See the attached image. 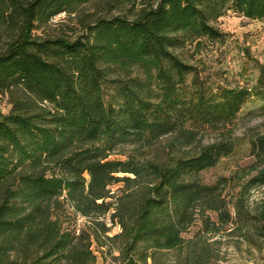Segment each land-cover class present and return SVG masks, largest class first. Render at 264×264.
<instances>
[{
    "label": "trees",
    "instance_id": "1",
    "mask_svg": "<svg viewBox=\"0 0 264 264\" xmlns=\"http://www.w3.org/2000/svg\"><path fill=\"white\" fill-rule=\"evenodd\" d=\"M122 1L136 4L0 0V94L11 103L0 113V264H96L93 239L109 254L116 244L122 264H157L159 252L171 251L176 264H211L203 236L230 212L220 184L201 173L233 151L242 107L253 97L264 107V62L252 86L213 87L179 51L190 46L195 56L224 41L215 21L230 10L263 20L264 0H147L128 16L82 21L74 38L34 32L60 13ZM211 128L228 137L194 154L145 163L133 153L111 157L168 136L172 149H186ZM121 181L147 182L133 204L135 192L125 190L109 201L110 185ZM250 182L264 183V167ZM65 200L95 217L89 229L64 225ZM111 211L121 226L113 236L99 220ZM197 218L201 228L186 238Z\"/></svg>",
    "mask_w": 264,
    "mask_h": 264
},
{
    "label": "rangeland",
    "instance_id": "2",
    "mask_svg": "<svg viewBox=\"0 0 264 264\" xmlns=\"http://www.w3.org/2000/svg\"><path fill=\"white\" fill-rule=\"evenodd\" d=\"M104 1V0H101ZM143 1L136 0V4L128 1L120 3L110 2L96 6L93 3L79 8L77 13L69 15L60 13L47 23L37 25L34 30L40 36L76 37L82 33V21L97 16L131 15L142 5ZM155 0H150L154 2ZM216 27L225 33L224 41L208 44L199 54L192 56L191 47L180 50L181 56L192 64L197 65L201 78L209 82L213 87L224 86H252L256 83L259 69L257 60L264 62V19H250L234 11H228L215 21ZM108 92L112 91L108 88ZM11 103L7 94H0V113H8ZM232 139L235 146L231 154L224 156L213 167L201 173V179L206 183H219L222 197L225 199L230 212L228 221L220 224L219 231L207 233L206 249L207 257L211 264H264V238L261 236V225L264 220V183L252 184L250 178L258 169L263 168L264 163V107L262 101L253 97L241 109L237 119L231 126ZM229 131L206 129L200 141L186 149H172L171 137H164L153 145L138 147L128 145L122 147L111 155L112 158H124L125 153H133L143 163L147 161L167 160L175 155L194 154L203 144L225 139ZM185 151V153L183 152ZM124 174L119 173V176ZM133 177V175H131ZM143 180H148L144 178ZM123 181L110 185L112 197L109 201H116L118 196L126 192H135L131 197L132 204L142 192L145 183ZM63 199V197H61ZM129 209V207H128ZM64 225L79 224L81 228L95 222V217L86 218L77 215L69 201H64ZM114 211V210H113ZM99 217L105 221L109 228L108 234L113 236L121 232L118 218L112 219L111 213ZM213 220H218V213L211 212ZM202 226L200 219H196L192 226L184 233L186 238L193 236ZM114 252H107V245H98L93 239V249L97 254L96 264H122L115 259L117 255L116 244H113ZM178 251L169 254H157V264H176Z\"/></svg>",
    "mask_w": 264,
    "mask_h": 264
}]
</instances>
